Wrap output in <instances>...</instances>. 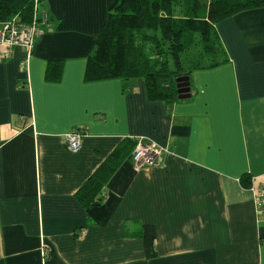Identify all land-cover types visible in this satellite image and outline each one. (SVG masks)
<instances>
[{
  "label": "crops",
  "instance_id": "0c3cea01",
  "mask_svg": "<svg viewBox=\"0 0 264 264\" xmlns=\"http://www.w3.org/2000/svg\"><path fill=\"white\" fill-rule=\"evenodd\" d=\"M116 1L40 0L50 30L28 53L0 47V264H264V0L216 24L224 61L193 70L171 105L149 102L140 79L85 80ZM137 139L159 163L124 159L83 208L77 192Z\"/></svg>",
  "mask_w": 264,
  "mask_h": 264
},
{
  "label": "trees",
  "instance_id": "16d2710c",
  "mask_svg": "<svg viewBox=\"0 0 264 264\" xmlns=\"http://www.w3.org/2000/svg\"><path fill=\"white\" fill-rule=\"evenodd\" d=\"M37 4L43 10L40 0ZM260 6L261 0H117L106 12L84 78L140 79L149 102L171 105L193 70L224 61L216 24ZM34 8V0H0V25L13 18L30 25ZM61 71V62L51 61L45 79L57 82ZM134 146V141L123 142L77 192L83 208L97 200L119 164L130 159ZM241 184L250 188V177L243 176Z\"/></svg>",
  "mask_w": 264,
  "mask_h": 264
},
{
  "label": "built area",
  "instance_id": "2783aa9c",
  "mask_svg": "<svg viewBox=\"0 0 264 264\" xmlns=\"http://www.w3.org/2000/svg\"><path fill=\"white\" fill-rule=\"evenodd\" d=\"M37 2L38 0H34V21L30 26L21 25L17 18H13L0 25V47L6 49L21 47L27 53L30 51L38 35H41L43 30L49 26L47 13L39 10ZM36 13H38V17ZM63 139L70 153H77L81 149L82 134L80 131L68 133L64 135ZM161 153L162 149L151 141L137 139L130 157V162L134 170L155 167L160 161ZM253 194L257 206V213L264 218V188L253 189Z\"/></svg>",
  "mask_w": 264,
  "mask_h": 264
},
{
  "label": "water",
  "instance_id": "95a60500",
  "mask_svg": "<svg viewBox=\"0 0 264 264\" xmlns=\"http://www.w3.org/2000/svg\"><path fill=\"white\" fill-rule=\"evenodd\" d=\"M186 83L182 86L185 87L184 90H178L177 91V94H178V99H185L189 96V88H188V82H187V79H185ZM180 87V86H179Z\"/></svg>",
  "mask_w": 264,
  "mask_h": 264
},
{
  "label": "rangeland",
  "instance_id": "374dc122",
  "mask_svg": "<svg viewBox=\"0 0 264 264\" xmlns=\"http://www.w3.org/2000/svg\"><path fill=\"white\" fill-rule=\"evenodd\" d=\"M41 11H43V10H41ZM36 15H37V17H38V13H36ZM37 20H38V19H37ZM39 21L41 22V20H39ZM35 22H36V20H35ZM32 23H33V22H32ZM32 23H31V24H32ZM48 23H49V26H48L46 29H44L42 33H44V32L47 31V30H50V26H51V25H50V22H49V17H48ZM31 24H30V25H31ZM30 25H27V26H30ZM42 33H41V34H42ZM38 37H39V35H38ZM38 37H37V38H38ZM37 38H36V39H37ZM136 141H137V140H136ZM136 141H135V145H136ZM134 147H135V146H134ZM133 149H134V148H133ZM162 152H163V150H162ZM131 154H132V153H131ZM161 155H162V153H161Z\"/></svg>",
  "mask_w": 264,
  "mask_h": 264
},
{
  "label": "flooded vegetation",
  "instance_id": "af4514ba",
  "mask_svg": "<svg viewBox=\"0 0 264 264\" xmlns=\"http://www.w3.org/2000/svg\"><path fill=\"white\" fill-rule=\"evenodd\" d=\"M182 85H183V84L181 83V84H180V87H179V88H180V90H184V89H185V87H184V86H182Z\"/></svg>",
  "mask_w": 264,
  "mask_h": 264
}]
</instances>
